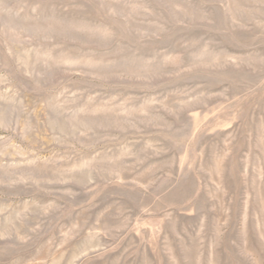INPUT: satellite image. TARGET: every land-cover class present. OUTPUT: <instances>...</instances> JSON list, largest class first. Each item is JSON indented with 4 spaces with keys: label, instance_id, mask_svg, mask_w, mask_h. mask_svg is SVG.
Masks as SVG:
<instances>
[{
    "label": "rangeland",
    "instance_id": "1",
    "mask_svg": "<svg viewBox=\"0 0 264 264\" xmlns=\"http://www.w3.org/2000/svg\"><path fill=\"white\" fill-rule=\"evenodd\" d=\"M0 264H264V0H0Z\"/></svg>",
    "mask_w": 264,
    "mask_h": 264
}]
</instances>
